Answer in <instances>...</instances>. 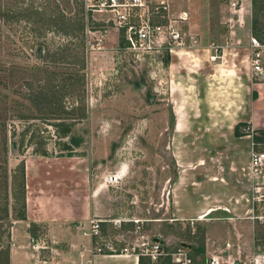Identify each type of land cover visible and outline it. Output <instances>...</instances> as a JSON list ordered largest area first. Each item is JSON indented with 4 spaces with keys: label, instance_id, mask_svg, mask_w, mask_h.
<instances>
[{
    "label": "rangeland",
    "instance_id": "374dc122",
    "mask_svg": "<svg viewBox=\"0 0 264 264\" xmlns=\"http://www.w3.org/2000/svg\"><path fill=\"white\" fill-rule=\"evenodd\" d=\"M179 1L178 9L189 12L180 24L182 49L149 63L119 48L118 32L102 22L107 16L90 17L82 0H0V264H9L19 244L20 163L41 153L75 157L87 166L88 187L98 188L109 206L101 217L111 219L93 237L95 247L109 243L113 252L128 247L136 253L159 238L170 251L180 244L194 250L205 246L209 226V243L218 239V226L209 223L225 227L229 215L240 235L231 240L232 261L218 255L222 262L264 264V223L248 217L244 197L235 209L228 205V198L234 203L240 192L251 193L249 160L252 152H264V132L252 133L240 122L243 135L235 136L236 113L218 108L228 102L223 83L216 92L208 75L216 70L209 57L214 47L218 54L227 46L226 54L239 50L245 57L242 48L227 44L237 12L229 0L222 1L225 8L210 0L203 14L190 0ZM246 13L251 34L254 25L252 35L264 40V0H251ZM87 27L106 32L101 48H90ZM218 66L221 73L230 68ZM113 174L118 181L108 183ZM257 177L256 186L264 182V166ZM176 185L198 187L201 198L228 203L231 212L183 218L172 193ZM208 257L197 256V263Z\"/></svg>",
    "mask_w": 264,
    "mask_h": 264
},
{
    "label": "crops",
    "instance_id": "0c3cea01",
    "mask_svg": "<svg viewBox=\"0 0 264 264\" xmlns=\"http://www.w3.org/2000/svg\"><path fill=\"white\" fill-rule=\"evenodd\" d=\"M222 1L218 0L217 2H220L218 5L225 8ZM230 1L228 5L232 8ZM238 1L241 9L234 15L235 17H231L233 23L229 27L231 29H229L227 44L242 48L245 57L242 59L239 57V50H235L236 56H230L225 51L227 46H222V53L218 54L213 62L211 61L212 70H216L210 71L208 75L210 79L213 78L212 85L216 87V92H222L219 84L223 83L222 87L225 91L223 94L228 99L227 104L218 108L221 111L236 113L232 114L235 119L233 126L240 122L247 123L252 133H255L264 130V70L262 75L253 76L247 48L249 38L253 35L250 32V25H247L245 21L251 0ZM210 2V0H190L191 6L201 14L209 10ZM180 3L182 2L179 0H171V9L180 10L178 9ZM240 22L243 24L240 25ZM238 43L242 45L239 46ZM206 49L210 50L204 48V51ZM238 62H242L243 65L239 67ZM223 64L229 65L230 68L222 69L223 73H221L218 65ZM78 160L67 156H25L23 160L25 217L19 218L16 221L18 223L14 225L15 235L17 231L19 232V242L16 240L15 243L19 244L14 245L13 250L11 249L9 264H138L139 256L124 255L118 252H95L93 237L88 234L89 219H104L100 225L108 222L111 219L101 216L109 215V206L106 205L98 188L93 192L88 187L87 166L82 165ZM172 193L177 202L178 214L183 218L201 214L203 217L209 214L214 216L218 213L217 210L230 213L228 205L235 209L237 203L243 204L241 198L244 197V194L240 192L239 197L234 198V203H232V198H228V202H231L227 203L228 205H217L212 203L215 200L214 196L212 197L214 199L208 202L201 198L204 194L198 187H178L176 185L172 187ZM204 208H206L205 211H203ZM227 217L225 227L216 225L218 223L214 221L209 223L218 226V233L221 235L219 234L218 239L209 243L213 230L212 226H209L205 234L204 255H219L229 263L233 257L229 250L233 247L231 240L235 237L237 239L240 233L233 223L235 219L229 215ZM31 226L36 234L32 233ZM44 228L48 232V235L45 234L49 239L47 241L43 240V234H41ZM17 236L18 234L16 238Z\"/></svg>",
    "mask_w": 264,
    "mask_h": 264
},
{
    "label": "built area",
    "instance_id": "2783aa9c",
    "mask_svg": "<svg viewBox=\"0 0 264 264\" xmlns=\"http://www.w3.org/2000/svg\"><path fill=\"white\" fill-rule=\"evenodd\" d=\"M238 0H231L230 5L235 12L241 7ZM83 10L90 17L95 14L106 15L108 27L115 28L118 32V46L127 53L133 55L135 61L142 60L149 63H162L160 57L182 49L183 36L181 26L187 20L189 12L184 9L173 11L171 0H82ZM181 24V26H180ZM100 28H88V37L91 38L90 48L99 49L104 42L105 33ZM211 54L210 61L218 56V50ZM249 50V64L253 76L262 75L264 70V40L251 36L247 44ZM175 54H177L175 52ZM264 152L254 151L249 160L251 175V193L244 196L245 202L249 203L246 213L251 220L264 223V182L254 185L253 181L263 172ZM119 179L118 174L109 175L108 183H115ZM101 222L104 219L90 218L88 234L97 237L101 232ZM140 251L134 253L131 248L123 247L119 251L124 255L148 257L150 262L158 264L159 260L168 258L166 264H198L197 256L191 248L178 245L174 250H168L158 238L150 243L144 242ZM113 252L109 245L95 247V252ZM200 257V256H199ZM204 264H224L218 255L208 257Z\"/></svg>",
    "mask_w": 264,
    "mask_h": 264
},
{
    "label": "trees",
    "instance_id": "16d2710c",
    "mask_svg": "<svg viewBox=\"0 0 264 264\" xmlns=\"http://www.w3.org/2000/svg\"><path fill=\"white\" fill-rule=\"evenodd\" d=\"M254 1V0H252ZM83 7V6H82ZM79 24V28L78 30H82L83 29V24L82 23H78ZM252 34L256 35L257 32L255 31V26L252 25ZM239 125V123H237L234 127V134L235 136H241L243 135V133H240L237 129V126ZM264 132V130L262 131ZM256 138V137H255ZM41 154H45V153H41ZM20 168H21V177H22V191H23V206H24V185H25V172H24V161L22 160L21 163H20ZM25 217V213L24 211L22 212L21 216L19 218H24ZM192 250V249H191ZM195 250V251H194ZM192 250V252L196 255H199V256H203L204 257V247L202 245L196 247V249ZM147 259V261H150L148 257H145V256H139V260H138V264H145L144 262V259ZM169 262V259L166 258V262H162L161 264H166Z\"/></svg>",
    "mask_w": 264,
    "mask_h": 264
}]
</instances>
